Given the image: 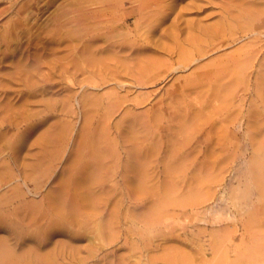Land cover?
<instances>
[{
    "label": "rangeland",
    "instance_id": "1",
    "mask_svg": "<svg viewBox=\"0 0 264 264\" xmlns=\"http://www.w3.org/2000/svg\"><path fill=\"white\" fill-rule=\"evenodd\" d=\"M169 1L156 43L119 48L137 35L120 12L108 42L67 22L2 61L0 264H264V0Z\"/></svg>",
    "mask_w": 264,
    "mask_h": 264
},
{
    "label": "bare ground",
    "instance_id": "2",
    "mask_svg": "<svg viewBox=\"0 0 264 264\" xmlns=\"http://www.w3.org/2000/svg\"><path fill=\"white\" fill-rule=\"evenodd\" d=\"M7 2L8 6L1 7L0 8V17L8 14V13H14L15 18L8 21V23L2 27V31L0 32V65H2V61L8 57L14 56V48L16 49L19 45H23L21 42L22 38H25V44L26 48L30 49V47H35L34 49L38 50L40 47H38L39 44H44L46 42H53L58 45L59 42H61V39L63 37L62 30L66 27L68 23L73 22V26L75 23V26H85L88 24H101L100 28H95L94 33L90 38L91 40H96L98 38H103L105 42H108L111 38L110 36H113L112 33L122 28V21L121 17L119 18L120 12H126L134 17V28L136 29L137 35L134 36V40L128 41L126 37H121L119 40V44L117 43V46L119 48H123L126 45L129 44V48H134L137 43L140 42V46H144L150 43H156L157 41L161 40V36L157 39V41H153V36L155 33V29L159 27V25L166 21V18L169 17L171 11L174 10V5L171 6H162L163 2L166 0H127L130 3V6L127 9H122L123 4L122 0H100L97 2H93L92 6L93 8H86V9H78L77 11H69L70 9L65 10L64 7H59L54 15L51 17L50 22L44 23L43 25L38 24V19L40 18V15L43 14L46 10H48V7L53 3V0H28V2L24 5H21L18 9L15 10V8L18 6V4L21 2V0H0L1 2ZM212 0H192L190 3L180 7L181 10L198 13L200 10H203L206 8L207 5L211 3ZM225 1V0H224ZM91 2V1H90ZM168 2H170L168 0ZM205 3V4H202ZM222 2V1H221ZM224 3V2H223ZM229 4V3H228ZM167 5V4H166ZM224 5V4H221ZM227 5V4H226ZM225 5V8H226ZM220 6V5H219ZM229 6V5H227ZM233 6V5H232ZM88 7V6H85ZM65 8V9H64ZM180 8L178 10H180ZM223 8V7H222ZM224 8V9H225ZM232 8V7H231ZM95 9H100L102 13L98 14L95 12ZM227 9V8H226ZM177 10V11H178ZM182 11H178V14L175 15L174 20H178L182 15ZM225 11V10H224ZM229 11V10H228ZM227 11V12H228ZM75 12V13H73ZM186 12V13H187ZM226 12V13H227ZM101 13V12H100ZM176 13V12H175ZM184 12V14H186ZM230 16V15H229ZM47 21V20H46ZM68 22V23H67ZM177 22L174 21V23L170 26L169 29L172 30L173 37L176 39L179 34L182 32L185 35H183V41L189 42L192 41L193 35L192 32L194 30H200L199 25H186V27L181 28L180 25L176 24ZM198 24V23H197ZM69 25V24H68ZM183 25V24H182ZM72 26V25H71ZM89 26V25H88ZM197 26V27H194ZM70 27V25H69ZM75 28V30L77 29ZM96 27V26H94ZM68 28V27H67ZM65 28V29H67ZM126 28V27H125ZM89 29V28H88ZM91 29V28H90ZM93 29V28H92ZM69 30V29H68ZM74 30V28H73ZM81 30V28H80ZM168 30V29H167ZM64 31V30H63ZM77 31V30H76ZM88 31V30H87ZM126 31L128 33H131L133 31V28H126ZM157 31V30H156ZM159 31V30H158ZM217 31V30H216ZM71 32V31H70ZM171 32V33H172ZM179 33V34H178ZM196 33V32H195ZM198 33V32H197ZM203 33V32H202ZM71 34V33H70ZM76 34V33H75ZM81 34V33H79ZM84 34V33H83ZM114 34V33H113ZM157 34V33H156ZM165 34V33H164ZM117 35V34H116ZM130 35V34H127ZM126 35V36H127ZM162 35V34H161ZM203 35V34H202ZM119 36V35H118ZM159 36V35H158ZM168 36V34L166 35ZM196 36V35H195ZM204 36V35H203ZM84 37V36H83ZM82 37V38H83ZM165 37V35H164ZM162 37V38H164ZM207 37V36H206ZM205 37V38H206ZM209 37V36H208ZM218 37V36H217ZM118 38V37H117ZM170 38V37H169ZM199 38V35H198ZM204 38V37H203ZM165 39V38H164ZM181 39V38H180ZM208 39V38H207ZM80 40V39H79ZM156 40V39H155ZM166 40V39H165ZM171 40V39H170ZM198 40V39H197ZM200 40V39H199ZM115 41V40H114ZM164 41V40H163ZM169 41V40H167ZM173 43L175 42L172 40ZM171 41V44H172ZM182 41V42H183ZM195 42V41H194ZM63 43V42H62ZM162 43V42H161ZM178 43V42H177ZM184 43V42H183ZM60 44V43H59ZM160 44V43H159ZM176 44V43H175ZM189 44V43H188ZM192 44V43H190ZM205 44V43H204ZM164 45V44H161ZM56 46V45H55ZM169 46V45H168ZM167 46V47H168ZM38 47V48H37ZM42 47V46H41ZM164 46H162L163 48ZM183 47V46H182ZM191 47V46H190ZM25 48V49H26ZM114 48V47H113ZM170 48V46H169ZM176 48V47H175ZM180 48V47H179ZM87 49V48H86ZM112 49V48H111ZM163 49H166L163 48ZM178 49V46H177ZM174 50V49H173ZM176 50V49H175ZM86 51V50H85ZM117 51V50H115ZM134 51V50H133ZM165 51V50H164ZM168 52V50H166ZM174 52V51H173ZM171 52V53H173ZM16 53V52H15ZM74 53V52H73ZM85 53V52H84ZM112 53V52H111ZM169 53V52H168ZM26 54V53H25ZM115 55V53H113ZM176 54V53H175ZM52 55V54H51ZM181 55V54H180ZM46 56V55H45ZM83 56V55H82ZM94 56V55H93ZM113 57V56H111ZM196 57V56H195ZM118 58V57H117ZM191 58V57H190ZM16 59V56H15ZM113 59V58H112ZM123 59V58H122ZM110 60V59H109ZM5 61V60H4ZM14 62V61H13ZM2 63V64H1ZM12 63V62H11ZM179 65V64H178ZM181 65V64H180ZM187 66V65H186ZM151 67V66H150ZM155 67V66H154ZM179 67V66H178ZM24 68V67H23ZM63 68V67H62ZM58 70V69H57ZM56 70V71H57ZM144 71V70H143ZM16 72V70H15ZM59 72V70H58ZM130 72V71H129ZM20 73V72H19ZM23 73V72H22ZM28 73V72H27ZM26 73V74H27ZM56 73V72H55ZM149 73V72H148ZM153 73V72H152ZM169 73V72H168ZM16 73L15 75H17ZM22 74V75H26ZM134 74V72H133ZM147 74V73H146ZM21 75V74H20ZM1 77V76H0ZM6 77V76H5ZM31 77V76H30ZM153 77V76H152ZM25 79V78H24ZM142 80V79H141ZM27 88V87H26ZM35 88V87H34ZM33 88V89H34ZM30 91V89H28ZM32 90V87H31ZM12 178V177H11ZM14 178V177H13ZM12 178V179H13ZM10 181V180H9ZM6 182V181H5ZM7 183V182H6ZM4 183V184H6ZM16 196V195H15ZM8 203V202H6ZM29 213V212H28ZM27 214V211H26ZM29 215V214H28ZM1 216V215H0ZM29 217V216H28ZM18 218V217H17ZM9 220V219H8ZM13 220V219H12ZM19 220V219H18ZM20 221V220H19ZM1 222V221H0ZM24 222V221H22ZM3 223V222H2ZM27 223V222H26ZM29 224V223H28ZM2 224L0 223V226ZM21 225V224H20ZM6 226V225H4ZM9 226V225H8ZM28 226V225H27ZM30 227V226H29ZM2 227L1 230H3ZM10 227H8L9 230ZM16 229V227H15ZM63 229V228H62ZM11 230V229H10ZM15 232V230H13ZM27 231V230H26ZM29 231V229H28ZM12 232V230H11ZM25 233V232H24ZM17 234V233H16ZM21 234V233H20ZM30 234L28 232L25 233V236ZM12 235V234H11ZM15 235V233L13 234ZM23 235V232H22ZM50 235V234H49ZM48 235V236H49ZM16 236V235H15ZM19 236V235H18ZM24 236V237H25ZM32 236V234H31ZM30 236V239H31ZM24 237H21L24 239ZM33 237V236H32ZM18 238V237H17ZM10 239H13L10 237ZM20 239V238H18ZM17 240V239H16ZM15 240V241H16ZM21 240V239H20ZM16 243V242H15ZM22 243V242H21ZM4 244V243H3ZM20 244V243H19ZM2 246V244H1ZM0 246V247H1ZM5 246V245H3ZM19 246V245H17ZM7 248V247H6ZM4 249V248H1ZM25 251V250H24ZM31 251V250H30ZM9 252V251H8ZM12 253V252H11ZM26 253V252H25ZM3 256V253H1L0 257ZM7 256V255H6ZM8 257V256H7ZM9 258V257H8ZM12 262V261H11ZM18 263V262H17ZM15 264V263H14ZM23 264V263H22Z\"/></svg>",
    "mask_w": 264,
    "mask_h": 264
}]
</instances>
